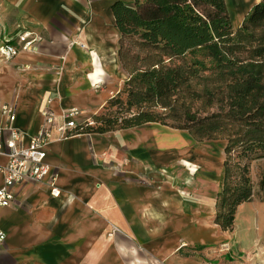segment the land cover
Instances as JSON below:
<instances>
[{
  "label": "crops",
  "instance_id": "0c3cea01",
  "mask_svg": "<svg viewBox=\"0 0 264 264\" xmlns=\"http://www.w3.org/2000/svg\"><path fill=\"white\" fill-rule=\"evenodd\" d=\"M119 1L134 4L0 0V45H19L24 32L36 38L33 49L0 55V126L8 104L25 142L43 129L52 134L50 172L17 184L15 201L0 208V264H264L262 174L258 195L237 206L233 230L216 222L224 142L154 122L62 137L67 109L81 110L78 124L97 118L129 78L113 11ZM251 1L249 10L259 2Z\"/></svg>",
  "mask_w": 264,
  "mask_h": 264
},
{
  "label": "trees",
  "instance_id": "16d2710c",
  "mask_svg": "<svg viewBox=\"0 0 264 264\" xmlns=\"http://www.w3.org/2000/svg\"><path fill=\"white\" fill-rule=\"evenodd\" d=\"M113 11L121 34L122 68L123 40L136 36L152 46L161 45L170 57H192L187 68L177 65L166 70L153 67L139 71L135 78L140 80L145 98L167 99L169 94L178 93L190 77L204 73L205 66L221 76L203 89L207 105L215 107L212 114L202 117L187 112L174 125L161 124L189 129L199 140H227L216 222L223 230H233L237 206L251 200L254 191L246 168L243 182L231 184L229 154L238 149L239 158H264V0L252 6L236 29L226 0H134L132 6L119 1ZM247 50L250 56L242 58L241 53ZM134 80L128 78L125 87L109 100L104 113L92 118L93 124L85 121L75 129L106 132L160 123L162 116L155 111L134 108L140 94L134 90ZM162 106L168 109L171 104L164 101ZM260 186L264 199V174Z\"/></svg>",
  "mask_w": 264,
  "mask_h": 264
},
{
  "label": "rangeland",
  "instance_id": "374dc122",
  "mask_svg": "<svg viewBox=\"0 0 264 264\" xmlns=\"http://www.w3.org/2000/svg\"><path fill=\"white\" fill-rule=\"evenodd\" d=\"M231 14L232 25L234 28H239L243 22L244 16L252 5V2L247 3L246 0H226ZM259 2L262 0H258ZM250 52L244 51L241 53L242 58H248ZM123 68L127 72L128 77L135 79L133 82L134 90L140 94L135 98L134 108H141L144 111H155L162 116L158 122H165L169 125H174L179 118H185L187 112L196 113L198 116H207L213 113L215 107L207 105V99L203 97V89L205 86H212L215 78L221 79L217 73H214L211 68L205 66L204 73L198 77H190L189 82L183 84L178 93H171L167 99L162 98H145L142 94L144 88L140 84V80L136 79V75L141 70L152 69L153 67L175 68L177 65H182L185 68L192 62V57H170L162 46H152L143 42L137 36L133 38H125L123 40ZM136 70V71H133ZM128 80V79H127ZM226 80V79H224ZM125 87V85L123 86ZM122 87V89H123ZM127 98V93H124ZM164 101H168L171 107L166 109L162 106ZM189 131V129H184ZM197 141H222L227 143L225 138L217 140H199ZM238 149L229 154V164L231 167L232 183L240 184L243 182L244 169L246 168L250 176V183L253 187L254 196L258 195L255 186L257 177L260 178L264 174V158L256 157L251 159H243L238 157Z\"/></svg>",
  "mask_w": 264,
  "mask_h": 264
},
{
  "label": "built area",
  "instance_id": "2783aa9c",
  "mask_svg": "<svg viewBox=\"0 0 264 264\" xmlns=\"http://www.w3.org/2000/svg\"><path fill=\"white\" fill-rule=\"evenodd\" d=\"M36 38L29 32L19 35V45L11 41H5L0 45V55L9 60L22 50H30L35 47ZM7 115V122L0 126V173L3 175V183L0 185V208L9 206L15 201L14 187L23 182L42 180L50 172V164L46 161L47 146L51 140V132L48 129L41 130L37 135L31 136L29 142L27 133L15 126L16 114L14 108L8 104L1 106ZM81 110L71 107L63 114V121L59 126L62 137L68 139L76 136L71 130L78 125ZM45 123L54 122V113L43 111ZM87 122L93 124L92 119ZM60 188L51 184V194L58 196ZM6 240V234L0 229V245Z\"/></svg>",
  "mask_w": 264,
  "mask_h": 264
}]
</instances>
